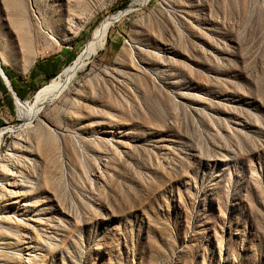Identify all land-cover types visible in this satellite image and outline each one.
I'll list each match as a JSON object with an SVG mask.
<instances>
[{"label":"rangeland","instance_id":"1","mask_svg":"<svg viewBox=\"0 0 264 264\" xmlns=\"http://www.w3.org/2000/svg\"><path fill=\"white\" fill-rule=\"evenodd\" d=\"M135 1L0 0L2 64H29L27 35L57 65L28 102L134 7L3 135L0 264H264V0Z\"/></svg>","mask_w":264,"mask_h":264},{"label":"bare ground","instance_id":"2","mask_svg":"<svg viewBox=\"0 0 264 264\" xmlns=\"http://www.w3.org/2000/svg\"><path fill=\"white\" fill-rule=\"evenodd\" d=\"M146 1H148V0H136L135 5H141L142 3L146 2ZM132 8H134V7H130L128 9H126L120 15H119V13H116L114 15L107 16L105 19H103V21L99 24V26L93 31L92 36H91L88 44L86 45V47L78 54V56L59 75L55 76L56 77L55 80H53L51 83L41 87L35 93L33 99L30 102L24 103L23 107L20 110V116L22 119L25 120V123L23 125H18V126L8 125V126H4L1 129V131H0V169H2V167H4V161L6 160V163H5L6 169L3 172V176L6 179L12 178V177L17 179V178H19V176L17 177V175H18L17 172H14L12 170V168L15 165L14 163L16 162V156L13 152H11V153L9 152L12 150L14 151L16 148L11 147L8 150V152L3 153L1 150L3 135L9 131L16 130L17 131L16 140L18 141V144H19V142H21L24 139V137H25L24 134H25L26 130L28 128H30L32 126V124L34 123V121L37 119L39 112L44 108L45 105H49V104L59 100L65 94V92L67 90H69L73 86V84H75L74 81L76 80V77L79 74V72H81L83 69H85L88 66V64L90 63V61L92 60V58L99 52L100 49L103 48V46L106 42V39H107L108 31L111 28V26L114 23L118 22L121 19V17L124 16L127 12L132 10ZM21 163H20V165H21ZM21 167H23V170H25L26 164L21 166ZM20 174H21V172H20ZM5 189L7 190V188H5ZM12 193L14 194V192H12ZM9 194H11V193H9ZM7 219H9L8 216H7ZM15 220H16V218H15ZM18 220H20V219H18ZM1 222H0V224H2ZM21 223H23V222H21ZM11 224H13V223L11 222ZM16 224H17V222H16ZM7 226H8V224H7ZM3 245H6V244H3ZM0 251H3V250H0ZM4 253L5 252H0V255L3 256V255H5ZM16 257L17 256H15V258ZM19 259H17V260H19ZM32 261H34V260H32Z\"/></svg>","mask_w":264,"mask_h":264},{"label":"crops","instance_id":"3","mask_svg":"<svg viewBox=\"0 0 264 264\" xmlns=\"http://www.w3.org/2000/svg\"><path fill=\"white\" fill-rule=\"evenodd\" d=\"M21 43L29 60L25 68L4 66L0 54V67L8 80L0 72V130L7 124V119L13 116L14 105L18 107L16 100L28 102L32 93L57 72V65L53 62L36 60L34 63L39 52L34 51L27 35L22 36Z\"/></svg>","mask_w":264,"mask_h":264},{"label":"water","instance_id":"4","mask_svg":"<svg viewBox=\"0 0 264 264\" xmlns=\"http://www.w3.org/2000/svg\"><path fill=\"white\" fill-rule=\"evenodd\" d=\"M129 12H130V11H129ZM129 12H127L126 15H127ZM0 72H1V74H2V76H3V78H4L6 81H8V80H7V77L4 75L3 70H2L1 67H0Z\"/></svg>","mask_w":264,"mask_h":264}]
</instances>
